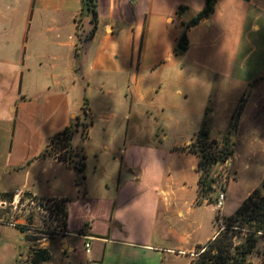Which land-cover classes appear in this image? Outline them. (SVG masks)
Wrapping results in <instances>:
<instances>
[{
    "label": "crops",
    "instance_id": "crops-1",
    "mask_svg": "<svg viewBox=\"0 0 264 264\" xmlns=\"http://www.w3.org/2000/svg\"><path fill=\"white\" fill-rule=\"evenodd\" d=\"M205 4L98 0V28L77 50L81 0H0V200L17 190L65 200L67 235L46 242L50 264H191L218 233L215 204L198 203L201 157L191 144L205 128L228 133L235 150L229 121L247 90L264 110V0H217L178 53ZM85 82L97 103L75 112ZM84 119L85 137L72 139L80 172L45 149ZM4 209L0 264H19Z\"/></svg>",
    "mask_w": 264,
    "mask_h": 264
},
{
    "label": "rangeland",
    "instance_id": "rangeland-1",
    "mask_svg": "<svg viewBox=\"0 0 264 264\" xmlns=\"http://www.w3.org/2000/svg\"><path fill=\"white\" fill-rule=\"evenodd\" d=\"M92 28V25H88L87 18H82L81 14L79 13V15L77 16L76 29L78 41V45H76L77 50L81 49L86 41L91 40L93 38L94 34L91 35ZM84 86L86 91L84 89L76 90V92H78V96L77 94L73 95L75 112L81 111L80 106H84L86 100H90V103L94 105L97 103V90L93 89L92 87L87 88L86 82ZM234 91L237 93L238 89H235ZM87 103H89V101H87ZM242 106H244V109L240 113L238 112V110L240 107L242 109ZM236 115H238V117H236ZM77 124L80 125L78 132L80 131L82 137L84 138L86 135L87 127L89 125V120L84 119L82 123H80L78 120ZM229 126L230 130L232 131V135L234 136V140L238 138L237 146L234 150L235 160L233 161V166H231V164L229 163L231 162V159H233V154L225 163L219 165L216 168L215 172V176L217 179L215 192H217V196L220 193L226 194L227 188L231 180H234V184L232 185L231 191L228 194V199L224 202L223 210L221 209L222 213L224 214H228L234 211L235 208H237L243 203V201L252 193L254 189L260 188L264 182V134L258 137L249 135L245 136L244 139H239L240 136L238 134V132L243 131V129H245L244 131H246L247 127L253 126L260 127L259 130H263L264 132L263 107H259V104L256 103L255 98H250V91L247 90L245 95L240 99L235 114L229 121ZM251 131L252 130H250V132ZM213 132L214 134L209 135L210 140L205 142L203 150H205L207 153H216L217 155H219L217 151H220L219 153L227 152L229 147L226 149L221 148V142L229 134L220 133L219 135H217V130ZM219 132H222V130H220ZM73 146V142H71L70 148H68L67 150H59L56 148V146L51 144L47 146L45 151L48 155L50 154L51 156H54V158L57 159H62V157L65 156V159H67L66 162L69 164V166L77 167V165L81 163L80 159H77L80 157V153L75 151ZM196 150L199 151L200 149L196 148ZM198 154L201 155L200 151L198 152ZM103 159L107 162L113 161L110 157H106ZM89 163L91 166H93V164H96L95 158L92 157ZM200 173H202V171ZM212 197V202L215 204L216 198H214V196ZM6 200L9 201V199L7 198ZM40 202V200L34 201V206L33 203L29 202L27 192L25 191L24 196L21 199V203L24 204L25 207L20 208L18 210H14L12 207L5 208L3 211L6 215L3 218V222H7L6 224H11L12 222L18 221L20 223L25 222V224L29 225L30 227H43V215L40 211L37 210L36 207V205H38ZM212 211H214V208L212 210H209L208 213L213 214L214 212ZM224 214H221L219 212L218 215L215 217V227L217 232L220 230H224L225 228ZM7 228L9 236L8 238L12 243V247L14 248V250L17 249V252H24V254H22L21 259H19V264H32L34 259V252L32 251L33 245L36 244V241L42 240L44 238L43 235L39 231L31 230V232H28L27 230H24L18 226H7ZM233 231V234L236 237L235 241L237 244L241 242L247 234L245 232H242L239 235H236L237 230ZM20 233L24 235L25 239L20 238ZM51 239L53 238H50V240ZM46 245V242L40 244V246L42 247H46ZM82 249L83 245L81 244V246H79L78 248V253L81 255V257L84 256ZM50 262L51 260L42 264H50ZM263 262L264 236H261L257 246V250L249 258V264H262Z\"/></svg>",
    "mask_w": 264,
    "mask_h": 264
},
{
    "label": "trees",
    "instance_id": "trees-1",
    "mask_svg": "<svg viewBox=\"0 0 264 264\" xmlns=\"http://www.w3.org/2000/svg\"><path fill=\"white\" fill-rule=\"evenodd\" d=\"M217 0H206L205 7L197 13L190 22L186 25V30L180 36L176 51L180 54L187 51L189 47V39L187 30L200 23L202 20L207 19L215 10ZM98 0H81V17L87 18L89 23L93 26L91 35L97 29L98 25ZM184 7H180L182 11ZM87 102L85 103V106ZM239 108L238 112H242L244 106ZM238 117V115H236ZM235 117V119H236ZM80 125L75 123L70 127L65 128L62 132L56 134L51 138L50 144L56 146L59 150H67L70 148V143L76 132H78ZM210 140L208 130L202 128L195 141L191 144V150L198 153L200 151L201 160L199 163V191L198 203L208 199L213 203V193L216 191L217 179L215 176L216 168L225 163L234 154V143L228 137L222 140L221 148H228L225 153L219 155L207 153L204 149L205 142ZM48 145V146H49ZM199 148L200 150H196ZM46 150V149H45ZM45 154L48 155L45 151ZM50 157V154L48 155ZM59 161L66 162L65 156ZM80 172L84 171V165H77ZM4 198L12 199V194H4ZM31 201H39L33 198ZM65 203V200H64ZM61 205V222L66 228L68 220V210L66 205ZM224 230L218 231L216 236L205 245L198 247V256L191 262V264H249V258L257 250V246L261 236H264V182L260 188H256L252 193L243 201L238 209L230 216L225 218ZM233 230H237L236 235L242 232L247 233L241 242L236 243ZM238 233V234H237ZM32 251L34 252V259L32 264H42L49 262L52 257L47 247H41L36 241L33 245ZM264 264V262L262 263Z\"/></svg>",
    "mask_w": 264,
    "mask_h": 264
},
{
    "label": "built area",
    "instance_id": "built-area-1",
    "mask_svg": "<svg viewBox=\"0 0 264 264\" xmlns=\"http://www.w3.org/2000/svg\"><path fill=\"white\" fill-rule=\"evenodd\" d=\"M23 190H17L14 194L11 200L7 201L6 199H1L0 204L4 208L12 207L14 210H18L20 208H24L25 205L21 203V199L24 196ZM29 199V198H28ZM226 199L225 193H220L216 199H215V207L220 212V210L223 208L224 202ZM41 202L36 205L37 210L41 212L43 215V227H30L29 225H26L25 222H12L11 226H18L24 230H27L28 232H31V230L39 231L43 235L42 240H38L37 242L40 244H43L45 242H48L50 238H62L67 235V229L63 226L61 222V205H63L64 200L62 198H52L47 200H40ZM29 202L33 203L35 206L34 201H31L29 199ZM65 204V203H64ZM7 223V222H6ZM48 237V238H47ZM42 242V243H41ZM42 247V246H41ZM86 251L90 252V245H85Z\"/></svg>",
    "mask_w": 264,
    "mask_h": 264
},
{
    "label": "water",
    "instance_id": "water-1",
    "mask_svg": "<svg viewBox=\"0 0 264 264\" xmlns=\"http://www.w3.org/2000/svg\"><path fill=\"white\" fill-rule=\"evenodd\" d=\"M211 134H214V132L211 131ZM33 197H34V196H33L32 194L28 196L29 199H33Z\"/></svg>",
    "mask_w": 264,
    "mask_h": 264
}]
</instances>
